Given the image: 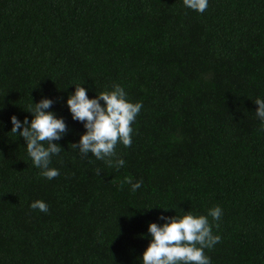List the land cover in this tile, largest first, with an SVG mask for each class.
Wrapping results in <instances>:
<instances>
[{
  "label": "trees",
  "instance_id": "trees-1",
  "mask_svg": "<svg viewBox=\"0 0 264 264\" xmlns=\"http://www.w3.org/2000/svg\"><path fill=\"white\" fill-rule=\"evenodd\" d=\"M208 3L0 0V264H142L149 223L214 206L211 264H264V0ZM114 84L142 103L119 169L70 145L86 130L66 104ZM43 98L67 126L52 180L10 132Z\"/></svg>",
  "mask_w": 264,
  "mask_h": 264
},
{
  "label": "clouds",
  "instance_id": "clouds-1",
  "mask_svg": "<svg viewBox=\"0 0 264 264\" xmlns=\"http://www.w3.org/2000/svg\"><path fill=\"white\" fill-rule=\"evenodd\" d=\"M183 6L203 14L209 3L208 0H183ZM52 103L47 98L32 103L34 107L28 111L32 115L30 122L27 118L21 122L15 115L10 117V132L24 139L32 164L48 180L59 175L57 169L49 167L51 158L62 151L53 141L60 140L67 132L63 118H57L53 112L46 111ZM254 103L257 105L255 115L264 130V99L257 98ZM66 104L71 118L81 122L86 130L78 143L70 145L78 149L83 157L90 153L108 167H123L125 161L116 157V146H131L132 124L141 111L142 103L130 102L124 88L114 84L110 91L100 92L92 99L88 98L86 88L75 86V91L68 96ZM96 171L99 175L100 170ZM124 183L131 185L133 192L142 185L141 181L133 182L131 177H126ZM30 208L45 214L49 211L47 203L39 199L33 201ZM222 215L223 210L214 206L208 210L207 215L196 216L189 212L182 217L161 216L159 219L166 221L163 224L149 223L151 240L142 253V264H211L204 250L212 249L221 238L213 234L208 217L219 221Z\"/></svg>",
  "mask_w": 264,
  "mask_h": 264
}]
</instances>
